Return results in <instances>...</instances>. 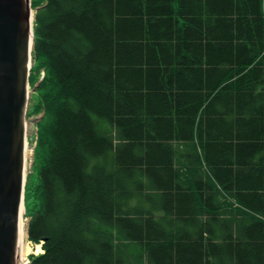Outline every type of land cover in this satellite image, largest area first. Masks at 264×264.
<instances>
[{
  "label": "trees",
  "instance_id": "trees-1",
  "mask_svg": "<svg viewBox=\"0 0 264 264\" xmlns=\"http://www.w3.org/2000/svg\"><path fill=\"white\" fill-rule=\"evenodd\" d=\"M32 7L28 264H264V0Z\"/></svg>",
  "mask_w": 264,
  "mask_h": 264
},
{
  "label": "water",
  "instance_id": "water-1",
  "mask_svg": "<svg viewBox=\"0 0 264 264\" xmlns=\"http://www.w3.org/2000/svg\"><path fill=\"white\" fill-rule=\"evenodd\" d=\"M33 47L31 0H0V264H21L19 227Z\"/></svg>",
  "mask_w": 264,
  "mask_h": 264
},
{
  "label": "rangeland",
  "instance_id": "rangeland-1",
  "mask_svg": "<svg viewBox=\"0 0 264 264\" xmlns=\"http://www.w3.org/2000/svg\"><path fill=\"white\" fill-rule=\"evenodd\" d=\"M35 57L34 53L31 54V62L30 66L32 67L35 64ZM41 75L44 76V72H41ZM29 90V99L30 103L28 105V119L26 122V145L28 150L32 151V156L27 159V167H25L26 170V178H25V184L27 183L28 179H33L38 171L42 168L44 165V159L47 156V149L41 145H39V140L42 135V128L45 127L49 121V118L44 110V104H43V95L44 90L40 89V87L37 89V91H33V88L30 86L28 88ZM39 104L42 108V110L37 115H32V113H29L32 109V107ZM28 222L29 219L25 217V213L22 215L21 218V225L23 224L26 228H28ZM27 242L30 244L31 251L25 255L26 258H30L31 255H38L42 253V245L41 244H35L31 242L27 235ZM26 244V243H25ZM20 251V246H19ZM22 261V259H21Z\"/></svg>",
  "mask_w": 264,
  "mask_h": 264
},
{
  "label": "bare ground",
  "instance_id": "bare-ground-1",
  "mask_svg": "<svg viewBox=\"0 0 264 264\" xmlns=\"http://www.w3.org/2000/svg\"><path fill=\"white\" fill-rule=\"evenodd\" d=\"M29 149V148H28ZM27 145L25 149V167H27V159L32 156V151L33 150H28ZM27 168L25 169V171ZM27 228L21 223H20V228H19V246H20V251H19V258L23 260V262L27 261L28 258L25 257L26 254H28L31 251L30 244L27 242ZM26 243V244H25Z\"/></svg>",
  "mask_w": 264,
  "mask_h": 264
}]
</instances>
